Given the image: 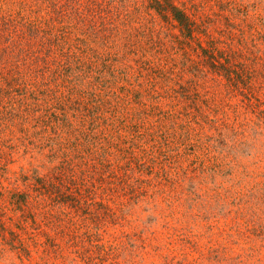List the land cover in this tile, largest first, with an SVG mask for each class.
Listing matches in <instances>:
<instances>
[{
    "label": "rangeland",
    "instance_id": "rangeland-1",
    "mask_svg": "<svg viewBox=\"0 0 264 264\" xmlns=\"http://www.w3.org/2000/svg\"><path fill=\"white\" fill-rule=\"evenodd\" d=\"M172 1L0 0V264H264V0Z\"/></svg>",
    "mask_w": 264,
    "mask_h": 264
},
{
    "label": "trees",
    "instance_id": "trees-1",
    "mask_svg": "<svg viewBox=\"0 0 264 264\" xmlns=\"http://www.w3.org/2000/svg\"><path fill=\"white\" fill-rule=\"evenodd\" d=\"M157 5H155L156 10L162 14L163 16L170 15L173 19H175L180 26L184 36H190L192 32L195 30L196 21L186 12L185 9L176 5L172 0H165L164 3L161 0H154ZM0 24L8 30L6 38L8 40H13L18 43L19 46L22 43L24 38H35L36 35L43 29L40 27L39 22L34 20L27 19L23 15H13L10 17V13L4 15L2 18L0 17ZM15 37V38H14ZM49 42L48 37L44 36L40 41V45L42 47L45 46L46 43ZM17 46V45H15ZM18 47V46H17ZM59 179L64 181L62 174L56 175H42L37 176L35 183L32 184V190L36 192V196L45 195L49 198L52 197L51 200L55 202H64L67 206L73 207L77 206L81 197L78 194H75L73 189L79 190L80 187H73L74 183H67L64 185L62 183L55 182L52 178ZM52 179V180H51ZM30 194L29 191L19 190L12 192V203L13 210H24L23 205L27 202ZM5 211L0 207V216H3ZM25 218V215L24 217ZM21 234L15 230H10L9 240L16 241L20 240L19 236ZM21 241V240H20ZM23 241H21V245L23 247V252H26V247L23 245Z\"/></svg>",
    "mask_w": 264,
    "mask_h": 264
}]
</instances>
